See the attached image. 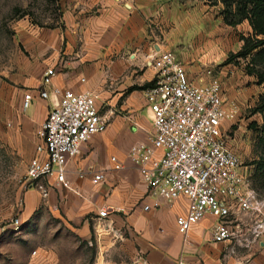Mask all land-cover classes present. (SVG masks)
I'll return each mask as SVG.
<instances>
[{
	"label": "crops",
	"instance_id": "1",
	"mask_svg": "<svg viewBox=\"0 0 264 264\" xmlns=\"http://www.w3.org/2000/svg\"><path fill=\"white\" fill-rule=\"evenodd\" d=\"M195 3L204 10L187 8ZM208 4L200 0H60L61 58L36 65L33 73L29 67L30 77H22L18 83L27 89L24 91H35L42 72L50 66L59 67L52 86L92 92L99 111L103 103L108 107L105 113L100 111L108 126L68 162V188H53L47 200H42L36 189L23 194L21 230L34 225L30 218L40 208L62 216L67 227L51 226L46 243L35 247L29 264H86L69 251L82 246L94 252L87 264H264V236L258 244L234 248L230 253L228 242L212 241L214 218L198 222L185 238L180 235L175 218L187 212L184 198L144 211L145 187L127 161L129 149L152 133L144 90L130 89L154 81L155 70L149 66L154 51L171 52L195 82H209L205 70L211 69L222 84L226 106L233 103L236 108L235 119L244 95L251 92L234 75L226 79L228 66L218 67L227 59L223 27H229L222 17L213 15L212 7L207 9ZM50 106L48 100L35 97L25 112L34 136ZM33 154L34 147L30 158ZM112 157L123 165L121 171L113 170ZM81 171L83 178L78 176ZM92 172L104 173L105 181L92 185ZM101 212L109 215L108 228H97L95 219ZM88 215L95 218H89L95 222L94 234ZM9 225L0 227V234L8 236L1 238L15 241L22 231L13 233ZM54 240L60 244H48ZM19 255L15 249L11 251L13 261Z\"/></svg>",
	"mask_w": 264,
	"mask_h": 264
},
{
	"label": "built area",
	"instance_id": "2",
	"mask_svg": "<svg viewBox=\"0 0 264 264\" xmlns=\"http://www.w3.org/2000/svg\"><path fill=\"white\" fill-rule=\"evenodd\" d=\"M149 66L155 70L154 85L144 90L151 113L152 133L133 145L127 161L145 187L143 210H157L162 203L187 201L186 214L175 218L177 232L188 235L206 217L217 220L212 241L234 248H249L264 236V196L253 187V169L243 164L229 142L236 115L226 106L221 82L211 69L209 82L188 78L184 66L171 52H155ZM56 72L47 67L35 91H25L21 108L26 112L35 97L51 103L46 119L36 131L34 154L29 159L24 188L36 189L42 200L58 186L68 188L67 165L108 122L90 91L75 92L52 86ZM114 171L123 165L111 158ZM91 184L105 181L102 172L91 173ZM83 178L81 171L78 175ZM109 215H98L97 228H108ZM19 218L9 228L19 233ZM34 254V253H33Z\"/></svg>",
	"mask_w": 264,
	"mask_h": 264
},
{
	"label": "rangeland",
	"instance_id": "3",
	"mask_svg": "<svg viewBox=\"0 0 264 264\" xmlns=\"http://www.w3.org/2000/svg\"><path fill=\"white\" fill-rule=\"evenodd\" d=\"M207 6L209 10L212 7L213 15L216 18L222 17V4H208ZM14 8H19L29 13V15L21 18L20 14H14ZM187 8H197L198 11L200 9L204 10V7L198 3L189 4ZM62 24L60 0H0L1 228L7 226L11 220L16 218H19L21 222L23 221V194L28 190H32V188H24V177L36 136H34V131H32L30 123L24 116L25 112L21 108L24 90L27 89L22 88L18 81L22 77H30L29 67L32 66L33 73L36 65L43 66L46 60L61 58L59 46L61 30L63 29ZM223 29L227 31L223 33V36H226L228 43L226 49L228 57L231 53H237L241 50L243 45L241 38L250 35L251 29L247 22L228 29L223 27ZM46 47L48 50H46ZM249 62L250 58L237 59L236 62L227 65L229 70L226 79L234 75L236 79L242 81L243 88L249 87L248 89L251 90L243 97L244 103L238 116L233 121L229 142L240 156L243 164L247 167L252 166L253 186L259 193L264 195V174L258 172V170L256 171L257 162L260 161L262 155V151L257 144V129L262 124V115L251 114V109L256 105L264 86L257 85L255 77L245 73V67ZM218 67L222 66L218 65ZM52 68L57 72L56 70L59 67ZM247 77H252V80ZM107 109L108 107L104 106L103 103L100 111L105 113ZM97 159L100 160L99 157ZM91 160L94 166L98 165V161ZM91 216L88 215V219ZM92 217L94 218V216ZM30 219L34 221V225L27 231L22 229L21 235L15 241L10 240V238H1L4 233L0 234V264H29L32 261L34 251L37 250L35 247L39 243H46L44 238L46 233L50 231L51 226L57 227V229L65 226L62 216L57 213L52 214L41 208ZM95 222H98V218L95 219ZM95 222L89 219L93 234L95 233ZM3 237L8 236L4 234ZM56 239H59V237ZM71 240L73 241V239ZM55 241L48 242V244H52L51 246L60 244ZM13 249L20 254L14 261L11 257ZM69 251L74 257L78 256L86 264L93 259L94 255L90 248H84L83 246L76 252Z\"/></svg>",
	"mask_w": 264,
	"mask_h": 264
},
{
	"label": "trees",
	"instance_id": "4",
	"mask_svg": "<svg viewBox=\"0 0 264 264\" xmlns=\"http://www.w3.org/2000/svg\"><path fill=\"white\" fill-rule=\"evenodd\" d=\"M200 1H204L209 4H222L223 9L221 11V15L223 17V22L229 27H236L243 22H247L251 29L250 35L241 38L243 43L241 50L237 53H231L221 66L230 65L236 62L237 59L250 58V62L245 67V73L249 76L255 77L257 85L264 86V0ZM13 12L14 14H20L21 18L29 15V13L22 11L19 8H14ZM153 85L154 81L141 87H133L130 91L146 90ZM251 114L262 115V124L257 129V144L262 151V155L260 161L257 162L256 171L258 170V172L264 174V90L259 95L256 105L251 109ZM254 189L257 191L255 187ZM259 194L262 195L261 193Z\"/></svg>",
	"mask_w": 264,
	"mask_h": 264
}]
</instances>
